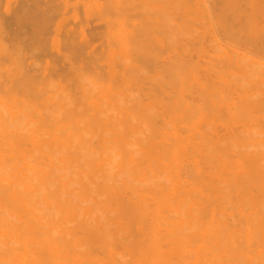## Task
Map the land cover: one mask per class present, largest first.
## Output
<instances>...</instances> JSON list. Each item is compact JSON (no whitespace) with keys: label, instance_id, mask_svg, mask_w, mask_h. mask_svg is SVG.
Listing matches in <instances>:
<instances>
[{"label":"bare ground","instance_id":"1","mask_svg":"<svg viewBox=\"0 0 264 264\" xmlns=\"http://www.w3.org/2000/svg\"><path fill=\"white\" fill-rule=\"evenodd\" d=\"M0 264H264V0H0Z\"/></svg>","mask_w":264,"mask_h":264}]
</instances>
